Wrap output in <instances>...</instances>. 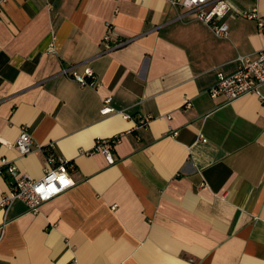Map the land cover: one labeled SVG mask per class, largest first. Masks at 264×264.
Wrapping results in <instances>:
<instances>
[{"label":"crops","instance_id":"1","mask_svg":"<svg viewBox=\"0 0 264 264\" xmlns=\"http://www.w3.org/2000/svg\"><path fill=\"white\" fill-rule=\"evenodd\" d=\"M227 2L226 37L170 0L4 3L0 167L38 179L53 153L74 184L36 212L20 199L0 210V264H264V101L209 94L217 73L264 48L256 20L237 14L264 20V0ZM69 67L91 68L97 85ZM113 136L108 163L92 149ZM10 181L0 173V198Z\"/></svg>","mask_w":264,"mask_h":264},{"label":"built area","instance_id":"2","mask_svg":"<svg viewBox=\"0 0 264 264\" xmlns=\"http://www.w3.org/2000/svg\"><path fill=\"white\" fill-rule=\"evenodd\" d=\"M6 1L0 0V10ZM170 2L174 7L184 8L188 14H192L193 17L205 22L216 36H227L228 25L223 19L233 10L228 5L227 0H170ZM237 14L249 19L254 18L260 29L259 31L264 33V20L261 19L256 7L247 11H237ZM108 39L109 34L106 33L103 40L107 42ZM123 43L124 41H117L112 45L105 44V46L106 48H118ZM237 60L238 67L232 75L225 76L220 72L217 73V82L209 90L210 96L223 95L225 101L228 102L249 93H257L260 95V99L264 101V95L259 91L260 85H264V48L256 52L255 58L249 55H240ZM64 73H67L71 79L76 80L81 85H97L94 72L89 67L84 68L82 73L69 67L64 69ZM109 101V98L103 101L100 108L101 114L113 112V108L107 105ZM189 106L190 102L186 99L185 107ZM127 117L129 115L123 114V118ZM148 119L149 117H139L138 126L145 125ZM29 134L25 126L20 127L19 134L14 142V147L20 155H26L33 150V139ZM118 139V136L96 139L92 150L103 154L108 163H113L112 149ZM202 140L205 141V139ZM48 146L51 148L52 145ZM85 153H90V151ZM45 162L43 175L38 179L20 172L12 163H4L0 167V173L4 169L11 177L9 190L0 198V210L6 212L14 200L20 199L29 211L36 212L42 202L52 199L74 184L70 176L71 161L53 153H48ZM2 231L3 225L0 227V239L3 234Z\"/></svg>","mask_w":264,"mask_h":264},{"label":"trees","instance_id":"3","mask_svg":"<svg viewBox=\"0 0 264 264\" xmlns=\"http://www.w3.org/2000/svg\"><path fill=\"white\" fill-rule=\"evenodd\" d=\"M1 172H2V174H3V173H4V174H6V172L4 171V169H2V171H1Z\"/></svg>","mask_w":264,"mask_h":264}]
</instances>
